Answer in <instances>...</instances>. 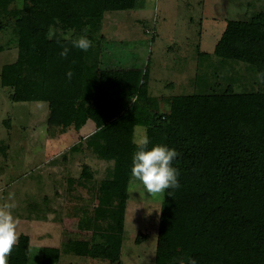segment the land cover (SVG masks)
I'll list each match as a JSON object with an SVG mask.
<instances>
[{
  "label": "trees",
  "instance_id": "trees-1",
  "mask_svg": "<svg viewBox=\"0 0 264 264\" xmlns=\"http://www.w3.org/2000/svg\"><path fill=\"white\" fill-rule=\"evenodd\" d=\"M14 1L0 0V28L11 26L18 49L12 101H89L96 111L106 101L123 106L86 139L100 159L113 162L99 189L100 205L116 210L115 227L94 232L91 248L77 254L120 259L137 150L132 138L143 126L149 149L165 145L179 153L173 166L181 186L164 193L155 264H178L180 257L197 264H264V91L239 93L228 87L159 100L150 92L148 67L101 69L93 55L105 14L136 9L138 0H24L21 8H11ZM84 35L93 44L87 52L71 44ZM62 46L70 49L67 59L59 55ZM214 54L264 73V14L229 20ZM68 71L74 74L71 81ZM161 101L169 112L159 111ZM86 169L81 178L92 177ZM30 252V236L22 233L9 264H29ZM62 253L58 246L44 247L41 264H57Z\"/></svg>",
  "mask_w": 264,
  "mask_h": 264
},
{
  "label": "rangeland",
  "instance_id": "rangeland-1",
  "mask_svg": "<svg viewBox=\"0 0 264 264\" xmlns=\"http://www.w3.org/2000/svg\"><path fill=\"white\" fill-rule=\"evenodd\" d=\"M139 1L143 8L144 0ZM23 3L15 0L11 8ZM138 9L105 14L94 36L93 55L101 69L148 67L150 91L159 100L228 87L239 93L264 91L255 66L214 54L227 22L264 14V0H147L143 23L136 20ZM16 44L11 26L0 28V204L15 193L18 231L31 239L29 264H41L46 246L61 248L57 264H155L165 192L151 195L139 181L129 185L120 259L77 254L91 248L94 232L115 227L116 210L100 205L99 189L113 162L100 159L86 139L123 106L106 101L96 111L89 101H12ZM169 110L161 101L159 111ZM145 133L143 126L135 128V135ZM84 168L91 178H81Z\"/></svg>",
  "mask_w": 264,
  "mask_h": 264
},
{
  "label": "clouds",
  "instance_id": "clouds-1",
  "mask_svg": "<svg viewBox=\"0 0 264 264\" xmlns=\"http://www.w3.org/2000/svg\"><path fill=\"white\" fill-rule=\"evenodd\" d=\"M57 23H59L58 20ZM47 35L48 39H52L55 31L50 27ZM71 44L72 47L83 52H87L93 46L92 41L86 35L71 40ZM62 47L63 50L59 55L67 59L70 49L66 46ZM66 75L71 81L74 74L68 71ZM259 78L261 82H264V73H260ZM132 143L137 150L132 157L130 182L139 181L151 195L180 188V173L173 166L179 156L175 149H170L165 145H155L149 149L151 141L146 133L134 134ZM16 207L15 193L12 192L8 194L6 202L0 204V264H9V258L20 239L18 231L20 220L13 214ZM178 264H197V261L192 257H180Z\"/></svg>",
  "mask_w": 264,
  "mask_h": 264
},
{
  "label": "crops",
  "instance_id": "crops-1",
  "mask_svg": "<svg viewBox=\"0 0 264 264\" xmlns=\"http://www.w3.org/2000/svg\"><path fill=\"white\" fill-rule=\"evenodd\" d=\"M145 2L147 1V0H144ZM142 2L143 4H144V6H143V8H141V5H140V3H141V1H139L138 2V6H139V11H138V17H137V21L139 22V23H143L144 21H145V19H144V14H145V2ZM137 6V7H138ZM134 10V9H133ZM142 13V14H141ZM106 17H104V19H105ZM103 19V20H104ZM129 20V18H127V20H123L122 22H119V20H114V25H118L119 23H121V24H123L124 22H126V21H128ZM117 21V22H116ZM121 24H119V25H121ZM125 24V23H124ZM102 26H103V21H102ZM131 68H139V67H131ZM128 69H130V68H128ZM151 92V91H150ZM97 130V128H95L93 131H92V133L94 132V131H96ZM91 133V132H90ZM81 173V172H80ZM22 234V233H21ZM55 247H57V246H55Z\"/></svg>",
  "mask_w": 264,
  "mask_h": 264
}]
</instances>
